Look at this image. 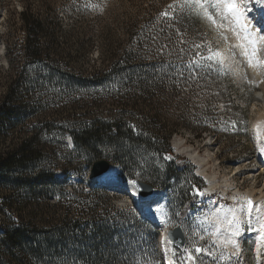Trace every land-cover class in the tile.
<instances>
[{
    "label": "trees",
    "instance_id": "obj_1",
    "mask_svg": "<svg viewBox=\"0 0 264 264\" xmlns=\"http://www.w3.org/2000/svg\"><path fill=\"white\" fill-rule=\"evenodd\" d=\"M21 4L0 0V264L159 261L156 227L111 205L123 190L78 191L71 175L107 160L124 179L174 183L176 208L193 209L198 180L170 141L209 130L185 112L206 70L198 78L179 64L189 44L152 13L64 23L44 0Z\"/></svg>",
    "mask_w": 264,
    "mask_h": 264
},
{
    "label": "rangeland",
    "instance_id": "obj_2",
    "mask_svg": "<svg viewBox=\"0 0 264 264\" xmlns=\"http://www.w3.org/2000/svg\"><path fill=\"white\" fill-rule=\"evenodd\" d=\"M24 1L35 3L37 0H8L10 5L9 9L17 12L20 11L21 3ZM44 1L50 3L51 6L54 7L56 15L64 23L78 21L80 16L85 15L84 17L89 18V20L101 17V20L105 23H113L112 21L114 20L119 24L126 18L136 15L138 11L142 18L152 13L155 18L161 21L175 24V30L177 31L176 41L181 44L186 42L189 44L185 49V54H183L185 60L179 62V64L186 66V68L193 60L199 61V57L196 55L197 52L206 56L209 47L213 48V50L219 49L222 53H224L226 49H231L233 53L236 52L238 54V57L240 54V50L237 52L236 49L231 48V45H233V43H237L238 45L242 40H238L236 35L228 30L231 27L236 28V26L229 25L227 21H223L225 24V28L223 29L213 26L204 15V8H208V3H205L203 8H201L197 7L195 3L188 5L186 0ZM208 2L210 3L211 0H208ZM251 7L253 9V14L256 15L257 12L254 10L252 4ZM208 11L214 14L218 23L221 22L219 15L216 14L214 9L208 8ZM165 13H167V15H164ZM183 16L184 19L182 18ZM3 19L4 11L0 9V34L4 31L5 23ZM222 34L229 37L227 42L222 38ZM233 38L237 39L238 42L235 39L232 41ZM197 45H199V47H196ZM190 50H192V52H190ZM233 50H235V52ZM235 56L234 58L224 60L223 63L201 61V63L204 64L211 63V66L202 67L195 74V76L198 77L202 69L206 70V72H202L201 74L203 79L198 81L197 87H200V89H198L194 95L195 97L192 100L191 109L185 112L191 113L194 125L205 124L209 130L205 131L201 135V138H196L192 133L183 131L173 135L170 141V147L179 163L181 161L182 165L192 167V175L198 180L193 187L194 194L197 197L194 209L185 213L183 212L182 214L180 213L179 209L176 208V203L173 202V200H175L174 192L176 187L172 186L174 183L171 182L168 184L170 188H167V186L166 189H155V191L161 193L160 198L162 200V202L159 203V207H157V205L152 207L155 209V212L150 211V209L143 212L141 208L142 203L138 199L124 194L110 202L117 211L132 207V209H138L139 211L137 212L142 216L157 217L158 214L160 218L156 226V233L158 234L160 232L161 234L162 232L166 234L165 231L180 227L185 237L184 246L186 248H191L193 255H196L194 251L195 247L207 246L208 250L213 253V255L210 256L200 253L197 264H257L255 254L257 242L255 240V234H257L258 231L248 230L249 219L244 218L245 221L240 224V229L243 230L244 234L241 249L243 251L242 256L241 254L240 256H235L234 253H231L232 251L230 252L223 245H218L217 241L215 243L217 234L214 236L209 235L202 227H200L195 234L191 231L192 226L203 216L206 217L209 222L212 221L211 223L215 224L213 213L217 212L221 205H237L239 207L243 206L249 208L248 201L251 199L245 196V192L248 190L254 189V195L260 207L261 203L264 204L263 163L258 159L257 140L253 128L264 105H256L254 102L256 87L249 76V69H247L245 65L246 61H244L245 59L243 61L241 60L243 57L239 59L236 54ZM6 65V59L3 55V44L0 42V73L4 74ZM209 85H211V87ZM180 110L176 111V114L180 113ZM176 138L181 140V147L178 149L174 148L172 145ZM66 139L69 143L68 138ZM192 154L202 157L205 161V166L198 167L191 158ZM138 160H143V157H140ZM111 166L114 165L111 164ZM202 170H205L207 176H200V171ZM113 172L120 173V179L116 182L108 179ZM88 173L89 170L86 167H81L75 174L71 175L72 179L70 182L72 188L87 193L92 183L97 184L96 181H90L88 179ZM208 176H213L217 182L215 190L212 191V200L216 201L215 205L207 203L208 198H210V196L207 195ZM106 179L110 184L113 183L117 185L129 184L130 181V179L123 178L122 172L118 167H114L111 174L107 176ZM169 189H171L172 192L171 197ZM235 189L240 190L243 196L242 200L239 201V197L233 194L236 192ZM197 190L203 192L204 195L202 197L198 196L196 194ZM231 197L236 198V203L231 202ZM251 201L253 205L251 209H253L255 206L253 203L254 200L252 199ZM134 216L135 215H133V217ZM259 224H264V218H262V220L259 219V223L254 224V227L259 228ZM221 226L222 225H220V227ZM201 236H203V239L200 238ZM173 247L176 246L171 244L169 249L171 262L174 259L172 252ZM176 248L177 256H179L181 253L179 248ZM231 249L233 250V247H231ZM158 251L159 255L163 254L160 244L158 245ZM260 254L263 260L261 264H264V247ZM190 262L192 264V261ZM117 264L166 263L164 258L160 255V260L156 262L142 263L135 261L127 263L120 261Z\"/></svg>",
    "mask_w": 264,
    "mask_h": 264
},
{
    "label": "snow or ice",
    "instance_id": "obj_3",
    "mask_svg": "<svg viewBox=\"0 0 264 264\" xmlns=\"http://www.w3.org/2000/svg\"><path fill=\"white\" fill-rule=\"evenodd\" d=\"M188 5H192L195 3L197 7L203 8L205 3H208V8L214 9L216 14L219 15L220 23L215 18L214 14L208 11V8H204V15L205 17L211 22L213 26L217 28L223 29L225 28V24L223 21H227L229 25H238L239 31L235 27H231L230 31L236 35L238 40L247 41V44L240 43L238 45L233 44L231 48L240 47L243 49V54L246 56H253L258 51V44L264 42V0H211L209 3L208 0H186ZM255 4V6L259 9L257 16H253L249 18L247 15L248 12L252 11L251 4ZM164 15H167L165 13ZM255 21V23H254ZM243 33V35H241ZM259 38H258V35ZM222 38L227 42L229 37L227 35L222 34ZM249 46H251L249 48ZM196 47H199L197 45ZM208 54L202 55L201 53L197 52L196 55L199 57V61L193 60L189 65H187L188 70L191 72L192 75H195L196 72L205 66H211V63L204 64L202 62H212V63H223L224 60L234 58L235 53L231 51V49H226L224 53H222L219 49L213 50V48L209 47L207 49ZM194 65V66H193ZM264 152V149H261ZM168 159V157H165ZM113 182H116L120 179L119 172H113V174L108 177ZM129 183L131 184L132 188L135 190H139L142 185L135 180H130ZM196 194L198 196H203L204 193L197 190ZM210 205H215L216 201L209 200L208 202ZM248 206L251 209L253 207L252 201H248ZM159 207V205H157ZM150 211L155 212V209L152 206H149ZM239 209L232 208L229 206H220L217 212H214L213 215L217 217L215 224L209 222L206 219L198 220L191 228L193 234L202 227L204 231L209 235H216L219 233L220 235L224 236L225 239L232 241L233 238L240 234V223L238 220L235 219V215ZM157 218H159L157 214ZM259 223V217L252 216L250 214V219L248 221L249 224V231H258L261 235H264V224H259V228H255L254 224ZM225 225L224 231H221L220 225ZM231 232V235H225V233ZM203 239V236L200 237ZM167 240L170 244H176L175 238L173 237L172 233H169L167 236ZM180 255L177 256V248L173 247V257L171 264H187L188 261H192V264H197V260L200 253H204L205 255H213L208 250L207 246L204 247H195L194 251L196 255H193V251L191 248H186L183 243L179 246ZM167 259V256H166Z\"/></svg>",
    "mask_w": 264,
    "mask_h": 264
},
{
    "label": "bare ground",
    "instance_id": "obj_4",
    "mask_svg": "<svg viewBox=\"0 0 264 264\" xmlns=\"http://www.w3.org/2000/svg\"><path fill=\"white\" fill-rule=\"evenodd\" d=\"M252 5L254 6V10H256L257 13H256V15H254L252 11L248 12L247 15L249 16V18H251L253 16H257V14L259 12V9L255 6V4L253 3ZM254 23H255V21H254ZM235 26H236V28L239 31V26L238 25H235ZM241 35H243V33H241ZM257 35H258V38H259L260 34L258 33ZM234 39L235 38H233L232 41ZM235 40L237 41V39H235ZM236 41H234V42H236ZM240 43L247 44V41H243L242 40V42H240ZM235 44L237 45V43H235ZM250 47L251 46H249V48ZM258 48H259V51L255 55H253L251 57L244 55L243 54V49H241L240 47L234 48V49H236L237 52H239V50H240L239 57H238V54L235 52V50H233V51L235 52V54L237 55V57L239 59H240V57H243V59L241 58V60L243 61L245 59L244 61H246L245 65H246L247 69H249V76L252 79V82L255 84V87H256L255 94H254V102L256 103V105L257 104L258 105L259 104L264 105V42L259 43L258 44ZM239 59H238V61H239ZM235 65H236V63H235ZM253 128H254V133L256 135V140H257L256 142H257V148H258L257 149L258 150V159H260L262 161V163H263L262 167H263V170H264V152L261 151V149H264V106H263V109L261 110V112L259 113V117L255 121ZM172 145L176 149L180 148L181 147V140L176 138L173 141ZM191 158L195 161V163H196V165L198 167L205 166L204 165L205 161H204V159L202 157L192 154ZM112 169H113V167H111L106 174L102 175L101 177L97 178L94 181H96L98 184H103L105 186L114 185V184H110V182L106 179L107 176H109L111 174ZM200 176H204V177L207 176L206 173H205V170L200 171ZM207 179H208V189H207L208 194L207 195L210 196V198H208V200H207V203H208L209 200L213 199V196H212L213 192L212 191L215 190V188L217 186V182L215 181L213 176H208ZM118 186L124 188V191L127 193V196H129V197L136 196V199H138L142 203L141 204L142 205L141 208H142L143 212L148 210L150 205L152 207H155L156 205L160 206L159 203L162 202V200L160 198L161 197L160 196L161 193L158 192V191H156V193H154L152 196L148 197L147 199L142 200V199H139L137 197L135 189H133L130 184H119ZM225 193H226V191H225ZM233 194H236V196L239 197L238 198L239 201L242 200L243 196L240 193L239 189L236 190V192L233 193ZM254 194H255L254 189L248 190V191L245 192V196L248 199H251V200L253 199L254 200L253 203L255 204V206H254L253 209H250L248 207H243V206L239 207L237 205L229 206V207H232V208L239 209V211L235 215V219L238 220L240 224L245 221L244 218L250 219V214L252 216L259 217L260 220H262V218H264V204L261 203V207H260L259 204H257L258 200L255 198ZM231 198H232L231 202L232 203H236V198H234V197H231ZM213 216H214L213 218H215L213 220H215V222H216V220H217L216 218L217 217L215 215H213ZM149 218L152 219V221L155 222L156 224L159 222V219H160V218L151 217V216H149ZM161 219H162V216H161ZM201 219H206V217L203 216L199 220H201ZM162 221H163V219H162ZM221 227H222L221 231L223 232L225 227H227V226L222 225ZM225 235L230 236L231 232H227V233H225ZM251 235H253V234H251ZM243 236H244V234H243V230L242 229L240 231V234L235 236L232 241H229V240L225 239L224 236H222L219 233H217V235L215 237V239H216L215 243L217 241L218 245H223L227 250H229L230 252L232 251L231 253H234L235 256H240V254L242 256L243 255L242 254L243 251L241 249H242ZM160 237H161V241H159V244L162 246V253L165 256L164 261H165L166 264H171V256H170V250H169L170 247H171V244L168 242L165 233L162 232ZM255 240L257 242L256 247H255L256 262H257V264H261L263 262V260L261 259V254L260 253H261L262 248L264 247V235H261L258 232L257 234H255ZM231 247H233V250L231 249ZM166 256H167V259H166Z\"/></svg>",
    "mask_w": 264,
    "mask_h": 264
},
{
    "label": "water",
    "instance_id": "obj_5",
    "mask_svg": "<svg viewBox=\"0 0 264 264\" xmlns=\"http://www.w3.org/2000/svg\"><path fill=\"white\" fill-rule=\"evenodd\" d=\"M110 168H111V164L109 161L107 160L96 161L91 165L89 169L88 179L94 181L97 178L101 177L102 175L106 174ZM134 180L137 181L139 185H142V187L138 191L135 190L137 196L142 200L147 199L148 197L152 196L155 193V190L151 185L143 183L138 179H134ZM169 233H172L173 237L175 238L176 247L179 248L181 243H183V245L185 244V237L180 227H175L174 229L167 231L166 237L168 236ZM187 264H191V262L188 261Z\"/></svg>",
    "mask_w": 264,
    "mask_h": 264
}]
</instances>
